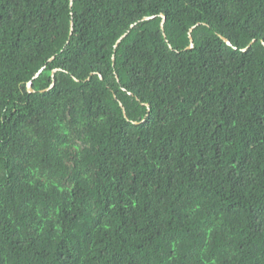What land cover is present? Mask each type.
<instances>
[{
  "label": "trees",
  "instance_id": "16d2710c",
  "mask_svg": "<svg viewBox=\"0 0 264 264\" xmlns=\"http://www.w3.org/2000/svg\"><path fill=\"white\" fill-rule=\"evenodd\" d=\"M0 264H264V0H0Z\"/></svg>",
  "mask_w": 264,
  "mask_h": 264
},
{
  "label": "water",
  "instance_id": "95a60500",
  "mask_svg": "<svg viewBox=\"0 0 264 264\" xmlns=\"http://www.w3.org/2000/svg\"><path fill=\"white\" fill-rule=\"evenodd\" d=\"M70 3H71V0H70ZM146 19L148 18V17H145ZM163 22H164V16L162 15V19H161V21H160V28L161 29H163ZM71 25V27H70V31H69V34H71V31H72V23L70 24ZM191 29H192V27L191 28H189V30H188V38H189V45L186 47V48H190V47H192V45H193V41H192V37H191V35H190V33H191ZM124 36V34L121 36V37H123ZM120 37V38H121ZM120 38L117 40V42L120 40ZM223 38V37H222ZM223 40L227 43V44H229V41L227 40V39H225V38H223ZM116 42V43H117ZM252 42V41H251ZM116 43H115V45H114V47L116 46ZM250 45V44H249ZM245 49V48H244ZM243 49V50H244ZM112 59H114V56L112 55ZM42 70V68H40L36 73H35V75H34V77H36V76H38V74L40 73V71ZM54 71H55V69H53V71H52V76H53V73H54ZM115 77L117 78V75H115ZM31 80H29L28 82H27V90L29 91V92H31V91H33V89H32V87H31ZM54 84V82L52 81L51 82V84L49 85V87H47L46 89H48V88H50L52 85ZM119 105L121 106V109H122V112H123V115L125 116L126 114H125V110H124V108H123V106H122V104L119 102Z\"/></svg>",
  "mask_w": 264,
  "mask_h": 264
}]
</instances>
